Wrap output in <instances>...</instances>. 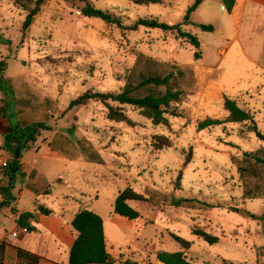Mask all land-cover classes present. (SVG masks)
I'll return each mask as SVG.
<instances>
[{"label": "rangeland", "instance_id": "1", "mask_svg": "<svg viewBox=\"0 0 264 264\" xmlns=\"http://www.w3.org/2000/svg\"><path fill=\"white\" fill-rule=\"evenodd\" d=\"M195 1L161 0L147 5L139 0H46L24 31L28 12L13 0H0V62L6 63L4 83L8 84L7 91L0 90V109L5 99L10 119L16 121V114L22 127L41 124L50 129L40 128L36 142L25 150L30 163L34 155L52 150L53 141L67 154L58 153L64 159L79 156L72 164L39 160L37 168L44 172L55 197L54 202L44 203L57 214L70 205L101 216L114 257L160 264L158 252L182 251L174 239L178 236L192 244L187 257L195 264H264V222L256 219L264 213V199L245 200L238 174L239 160L264 148V142L252 132L253 122L198 131V124L209 118L228 119L224 107L228 98L248 111L264 134V10L251 7L239 20L238 13L231 16L221 10V0H206L185 24ZM88 3L119 19L123 27L84 16ZM141 19L181 25L200 40L201 59H195L197 50L176 31L143 27L132 31ZM197 24L212 25L215 32L205 33ZM139 57L187 73L178 83L187 95L177 105V117H169V127H154L131 106L121 108L134 127L109 120L108 108L101 102L69 109L86 93L120 92ZM6 126L0 117L1 131ZM4 137L0 134V151L6 150L0 173L5 171L2 163L12 160ZM155 137H165L171 145L166 142L157 150ZM82 140L93 146L102 164L85 161L79 153ZM60 176L65 184L59 182ZM0 180L1 188L4 177ZM128 188L152 198L149 203H130L146 225L119 216L117 224L109 223L118 196ZM62 193L73 197L74 204L70 198L65 201ZM18 194L14 190L13 203ZM174 198L186 200L191 208L171 206ZM13 203L0 211V227L5 216L11 222ZM31 205L25 196L19 209L27 211ZM194 230H206L219 242L211 245Z\"/></svg>", "mask_w": 264, "mask_h": 264}, {"label": "trees", "instance_id": "2", "mask_svg": "<svg viewBox=\"0 0 264 264\" xmlns=\"http://www.w3.org/2000/svg\"><path fill=\"white\" fill-rule=\"evenodd\" d=\"M23 10L28 12L27 20L24 24V31H28L32 26L35 18L41 12L46 0H13ZM206 0H196L194 5L188 10L185 24L191 22V16ZM225 10L230 14L233 13L237 0H221ZM140 4H160L161 0H139ZM82 14L88 18H98L106 23L122 28L121 21L114 18L109 13L103 12L94 8L91 4H87L82 11ZM197 26L205 33L215 32L212 25L197 24ZM140 27L148 29H161L165 32L176 31L179 38L185 40L189 45L193 46L197 52L195 59L200 60L201 54L199 52L201 43L198 37L185 32L182 26H169L165 23H160L157 19H141L134 24L130 29L132 31L138 30ZM6 63L0 62V90L7 91L8 84L4 83V73ZM187 75L186 71L175 65L159 63L147 57H139L134 66L124 78V87L120 92L111 93H86L78 99L71 102L69 109L82 107L91 101L101 102L106 105L109 111L108 118L117 123H127L130 127H134L133 122L123 112L121 106H131L139 109L143 116L152 122L154 127H169V117H177V105L185 99L186 93L178 87L181 79ZM12 83V82H11ZM10 90V88H9ZM13 96V93L12 95ZM5 105L0 109V117L8 121V134L5 136L7 141L6 147L12 153V160L8 163L3 173L4 177L9 180L7 186L0 188V194L3 196L0 202V211L8 208L14 201L12 196L13 182L22 173V159L24 151L37 140L40 128L46 127L43 125H29L22 127L17 120L16 114L13 121L9 118L7 111V100ZM18 104V103H17ZM116 104L118 107H114ZM224 107L229 113L226 121L216 119H207L198 124V131L202 132L209 129L221 127L225 124H247L253 122L254 127L252 132L257 134L260 141L264 142V134H262L251 114L242 109L239 104L231 99L226 98ZM50 131L49 128H43ZM19 139L22 145L18 150L14 151L11 147L12 139ZM171 145L165 137H155L154 146L157 150H161L164 143ZM79 153L90 164H102V159L98 152L87 141H79ZM170 147V146H169ZM49 148L61 154H67L55 146V142L49 144ZM79 156L67 159L75 161ZM191 159V158H190ZM190 162V160L188 159ZM238 174L242 181L243 198L245 200L264 199V148L251 153H246L238 162ZM182 181L181 175L177 181V187H180ZM152 198L135 192L128 188L121 192L118 196L115 206L114 214L130 221L139 220L142 216L139 211L133 208L130 203L135 202L139 204L149 203ZM153 202V200H152ZM170 205L176 208H191L188 202L184 199H172ZM209 208V206H207ZM13 212L15 210L13 209ZM43 216L50 217L54 211L45 205L36 204L35 212H26L19 215L17 220L18 227L23 230L27 229L28 233L36 231L33 223L36 222V213ZM264 222V213L261 217L256 218ZM72 228L77 233V239L70 251L69 264H116L118 261L113 258L107 250L104 220L98 214L89 211H79L72 222ZM194 235L203 239L211 245L219 242V238L206 232V230H194ZM174 239L180 244L182 251L177 253L158 252L157 260L160 264H195L191 259H188L187 252L192 248V244L188 241L174 236ZM5 243L0 242V264L3 263V251ZM19 264H39L41 257L29 251L18 248ZM120 264H139L134 259L121 261Z\"/></svg>", "mask_w": 264, "mask_h": 264}, {"label": "crops", "instance_id": "3", "mask_svg": "<svg viewBox=\"0 0 264 264\" xmlns=\"http://www.w3.org/2000/svg\"><path fill=\"white\" fill-rule=\"evenodd\" d=\"M251 7L253 8L254 11L264 10V0H237L236 7L233 13L231 14V16H236L238 13L240 16H236V18L239 17V20H242L243 17L246 15L247 10H249ZM222 8L221 10L223 12H226V10H223ZM5 121L7 123L6 128H4L2 131L0 128V134L3 136H6L8 134V129H9L8 121L7 120ZM5 152L6 150L4 149L0 151V157H1L0 165H1L2 157L5 155ZM25 157L26 155L23 154L22 173L16 178V182H13L14 189L12 190V194L14 190L19 191V194L17 197H15V202L12 205L15 212L12 213V217H11L12 220H10L11 222H9V218L6 216L3 217V219L5 220L1 222L0 228H2L3 230L0 229V242L2 243L4 242L6 244L5 249L3 251V263L19 264L17 249L20 248L40 256L41 260L39 264H69L70 251L77 239V233L72 228V222L74 220L75 215L79 212V209H76L74 206L70 208L69 205L65 211L63 210L61 214H57L53 210L54 214L50 217L43 216L37 212L36 222L33 223V226L35 227L36 231L31 233H24L18 227L17 220L19 218V215L22 213L35 212L36 204L45 205L46 203L44 202H46V200H51V202L55 201L52 187H50L43 179L44 172H42V170L37 168L39 160H45L47 162H53V163H56L57 161H65L69 164H72L73 162L76 161L64 159L63 157L59 156L58 153L52 150H48L42 156H39L38 154L34 155L32 163L25 160ZM0 176L4 177L3 173H0ZM64 179L65 177L60 176L59 182L62 180L64 181ZM68 179L70 178L68 177ZM6 182L9 183V180L4 177V182H2L3 183L2 185L7 186L5 185ZM69 183L70 181H68V185ZM46 191H50L49 194H47ZM25 196H27L31 200L32 205L29 210L20 211L19 204ZM61 197L65 201L68 200V198H70L69 202L74 204L73 197L67 196L64 193L61 194ZM66 214L68 216H66ZM115 217L118 216L115 215L112 217V219L109 221L110 225L117 224ZM141 219L142 217L139 220H136L135 222L137 223L142 222L144 223L143 225H146L147 222H143V220L141 221ZM9 223H10V228H8ZM104 228H105L108 253L118 261L116 264H120L122 260L123 261L127 260L126 257L116 258L110 253L108 248V239H107L108 238L107 224L105 222H104ZM14 233L18 234L16 238L13 237ZM12 251L15 252L12 253ZM10 254L13 257L12 261L9 258ZM129 256L133 257L134 254H129Z\"/></svg>", "mask_w": 264, "mask_h": 264}, {"label": "water", "instance_id": "4", "mask_svg": "<svg viewBox=\"0 0 264 264\" xmlns=\"http://www.w3.org/2000/svg\"><path fill=\"white\" fill-rule=\"evenodd\" d=\"M21 145H22V141L21 140L16 139V138L12 139L11 147H12V149L14 151L18 150Z\"/></svg>", "mask_w": 264, "mask_h": 264}, {"label": "built area", "instance_id": "5", "mask_svg": "<svg viewBox=\"0 0 264 264\" xmlns=\"http://www.w3.org/2000/svg\"><path fill=\"white\" fill-rule=\"evenodd\" d=\"M222 9L225 10V8H222ZM7 165H8L7 162H3V163H2V166L5 167V168L7 167ZM61 179H62V177H61ZM22 231H23L24 233H28L27 229H23ZM17 236H18L17 233H14V234H13V237L16 238Z\"/></svg>", "mask_w": 264, "mask_h": 264}]
</instances>
